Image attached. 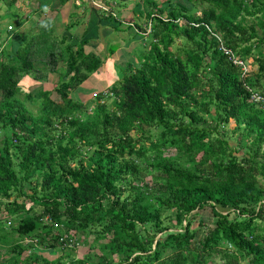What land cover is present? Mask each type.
Here are the masks:
<instances>
[{
	"label": "trees",
	"instance_id": "16d2710c",
	"mask_svg": "<svg viewBox=\"0 0 264 264\" xmlns=\"http://www.w3.org/2000/svg\"><path fill=\"white\" fill-rule=\"evenodd\" d=\"M143 4L168 22L133 31L145 45L105 95L102 59L82 46L0 54V264H264V104L246 89L264 95V0ZM64 58L55 89L42 85Z\"/></svg>",
	"mask_w": 264,
	"mask_h": 264
},
{
	"label": "crops",
	"instance_id": "0c3cea01",
	"mask_svg": "<svg viewBox=\"0 0 264 264\" xmlns=\"http://www.w3.org/2000/svg\"><path fill=\"white\" fill-rule=\"evenodd\" d=\"M94 1L104 4L110 1L114 8L115 6L116 8L118 7L116 0ZM11 7L16 9V11H14L16 24H13L16 26L15 30L14 26L8 23V19L5 20L7 23H2V20L0 22V38H2L3 43V45L0 46H3V50L5 51L18 50L19 48L26 49V46L30 44H32V47L36 48L38 46L42 50H59L63 48L60 47L61 44H67L68 47L71 45L72 50L75 51L82 46L83 50H92L94 54L102 59V66L97 70V73H95L99 75L96 76V80L99 83H105V86L108 87L110 84L116 82V78L112 75V72H114L113 66L116 62L121 60V58L128 60L133 54L134 48L131 47L128 39L125 41H127L126 44L130 46V51L122 48L120 49L118 44L112 43L113 40L117 41V39L115 40L117 36L115 35L116 32L124 34L129 32L131 35L133 30L125 28L124 30L127 31L121 32L120 26L123 24L120 25L115 21L105 18L104 15L92 5V0H0V14L4 11L7 16H11V11L9 9ZM144 8L145 4H143V1L140 3L139 0L134 8L131 6L127 9H123V11L119 9H117V11L118 15H121L120 17L123 22L141 24L144 23L146 14ZM125 10L134 12L129 15ZM131 16L137 18L138 21L136 22L133 18H129ZM5 26L6 32L3 33L2 30ZM4 36L8 37L5 38ZM41 36L43 37L42 40L40 38ZM115 45H117V50L113 55H109V49L111 46ZM142 45H145V43ZM140 46H138L137 49H139ZM37 58L34 61L36 64ZM63 60L64 61H59L56 69L51 71V73H42V76L45 77V80L41 83L42 85H56L58 80L61 79L60 75L65 74L64 71L66 67H64V62L67 58ZM45 63L52 66L51 61H45ZM36 66L38 67V65ZM27 89L30 90L29 87ZM107 89L108 88L103 87V90ZM24 93L25 92H23L21 96H23ZM71 94L75 95V91L72 90L70 92V95Z\"/></svg>",
	"mask_w": 264,
	"mask_h": 264
},
{
	"label": "rangeland",
	"instance_id": "374dc122",
	"mask_svg": "<svg viewBox=\"0 0 264 264\" xmlns=\"http://www.w3.org/2000/svg\"><path fill=\"white\" fill-rule=\"evenodd\" d=\"M141 1H143V0H141ZM145 1V0H144ZM153 1V0H152ZM157 1V2H156ZM155 1V5H157V3H158V8L160 7V5H161V2H164V1H166V0H156ZM116 2L118 3V7L116 8V6H115V11L116 12H118L117 11V9H119L120 11H123V9H127V8H129V7H135L136 6V4L139 2V0H116ZM107 3V5H109V6H111V2L110 1H107L106 2ZM116 3V4H117ZM4 7V6H3ZM145 7H148V9H153V8H151L150 6H148V5H146L145 4ZM199 7L200 6H198V10H200L201 8H202V10L204 9L203 7H201L200 9H199ZM10 9V11H11V16H7L6 14H5V12L3 11V12H1V14H0V16H1V18H0V22H1V20H2V23H7L5 20L6 19H8L9 20V22L8 23H11L12 25L13 24H16V17L14 16L15 15V13H14V11H16V9L14 8V7H11V8H9ZM157 10V8L156 9H154V13L155 14H157L158 12L156 11ZM126 12H128V14L130 15V14H132L133 12H129L128 10H125ZM121 16V15H120ZM129 18H133L136 22L138 21V19L137 18H134V17H129ZM253 22V18H246V23H248V24H251L252 22ZM181 25V24H180ZM183 25V24H182ZM14 26V25H13ZM15 27L16 26H14V30H15ZM125 28H127V26L126 25H122V26H120V29L122 30L121 32H126L127 30H124ZM211 30H213L212 28H210ZM3 33H5L6 32V26H5V28H3ZM133 32V31H132ZM259 32V31H258ZM260 33V32H259ZM123 34V35H122ZM127 34V35H126ZM126 34H124V33H120V32H116L115 33V35H117L116 36V38H115V40L117 39V41H112V43H115V44H118L119 45V48L121 49H124V50H128V51H130L129 50V48H130V46H128L126 43H127V41H125L126 39H128V41H129V44L131 45V47L132 48H134V50L135 51H137L136 53L138 54V55H140V52L141 51H139L138 49H137V47L138 46H140V42H138V41H133V42H130V41H132V38H131V35L129 34V32L128 33H126ZM125 36V37H124ZM129 36V37H128ZM5 38H7L8 36H4ZM123 37V38H122ZM7 40V39H6ZM181 42H182V39H179ZM179 40H177V43L174 45V46H172L171 48H173V49H175L176 47H177V45H179L180 44V41ZM12 42V41H11ZM0 45H3V43H2V38H0ZM115 46H117V45H115ZM142 46V45H141ZM140 46V47H141ZM137 49V50H136ZM2 53H4V54H6L4 51H3V46L1 47L0 46V54H2ZM133 56H131L128 60H127V62L128 61H132L133 63L134 62H136V57L134 56V54H132ZM135 57V58H134ZM250 60L251 59H248V61L250 62ZM7 61V60H6ZM135 64V63H134ZM37 64L35 63V66H36ZM2 66H3V64L1 65V63H0V69H3L2 68ZM134 66H136V65H134ZM65 67V66H64ZM251 68V67H250ZM253 71H256V68L255 67H252L251 68ZM37 78H41V76H37ZM44 78V77H43ZM32 79V78H31ZM31 79H28V78H26V83H27V85L25 86H22L21 87V91L22 92H25L26 90H27V88H28V85H34V84H36L35 82H31L32 80ZM30 81V82H29ZM115 83V82H114ZM114 83H112V84H110L109 85V87L110 86H112ZM43 84H47V83H43ZM49 85V84H48ZM56 85H58L57 83H56ZM56 85H49V86H51V88H54L55 89V87H56ZM32 89V88H31ZM22 92L21 93H19V95H21L22 94ZM95 95H93V98L95 99ZM105 102V104H106V106H107V109L108 110H112L113 109V104H112V100L111 99H107V100H105L104 101ZM28 105H31V104H28ZM208 121V120H207ZM234 127H235V125H234V122L233 121H230L229 123H227V124H225L224 125V131L226 132V136L228 137V140H229V143L231 144V145H234L235 144V141H236V139L238 138V136H239V134H240V131H242V129L243 128H240V130L239 131H234L233 129H234ZM175 154V152L172 150V149H170V150H167L165 153H164V155L165 156H170V155H174ZM259 180H260V183H262L263 184V186H264V179H262L260 176H259ZM199 218H202V219H204L205 221L204 222H207L208 224H207V227L208 228H213V219H210V217L208 216V217H204V216H202V217H199ZM263 223L264 222H258V225L261 227L262 225H263ZM196 224V221L194 222V227L193 228H196L197 227V225H195ZM57 228V227H56ZM203 231L205 232V229H203ZM77 240V247H79L80 249H81V251H82V253H86V249L85 248H88V243H90V241H88V240H86V241H83V239H76ZM30 243V242H29ZM29 243H26V244H29ZM80 251V252H81ZM95 252H98V251H95ZM10 255H12V253H10L9 251H8V248L6 247V246H1L0 245V263L1 262H5V260L10 256Z\"/></svg>",
	"mask_w": 264,
	"mask_h": 264
},
{
	"label": "built area",
	"instance_id": "2783aa9c",
	"mask_svg": "<svg viewBox=\"0 0 264 264\" xmlns=\"http://www.w3.org/2000/svg\"><path fill=\"white\" fill-rule=\"evenodd\" d=\"M93 5L97 9H99L103 13V15L105 17L111 18V19H113L116 22L119 21L118 17H117V14L109 6H107L105 4H102V3H98V2H93ZM119 24L120 25L123 24V25H126L127 27H131L134 32L141 34L144 38H147L149 36L150 32H151V28H150L151 24H150V22L147 23L146 25H144L143 28H139L138 26H136L132 22L120 21ZM216 37L218 38L219 41H221L218 36H216ZM220 48H221L223 54L228 55V56L231 55L229 50L227 51V49H225L223 45H221ZM228 60L229 61L231 60L230 62L233 65L239 66L241 68L242 76L244 74H246L247 72H249L250 67H249V65L245 64L244 62L237 61L236 59H234L232 57L228 58ZM246 89L249 92V96H250V100L251 101H253L254 103H257V104H264V95H262V94H260L258 92H254L253 90L249 89L247 86H246ZM66 238H67L66 235L62 236L61 238H59L58 242L62 243V241L64 242V239H66ZM74 245H75V243H73L71 240L68 242L69 248L73 247ZM76 246H77V243H76Z\"/></svg>",
	"mask_w": 264,
	"mask_h": 264
},
{
	"label": "clouds",
	"instance_id": "9594fccd",
	"mask_svg": "<svg viewBox=\"0 0 264 264\" xmlns=\"http://www.w3.org/2000/svg\"><path fill=\"white\" fill-rule=\"evenodd\" d=\"M154 1H156V0H154ZM93 2H97V1H94V0H92V5H93ZM142 1L140 0V3H141ZM157 2V1H156ZM98 3H101V2H98ZM102 4H104V3H102ZM105 5H107V4H105ZM94 6V5H93ZM107 6H109V5H107ZM157 6H158V3H157ZM95 7V6H94ZM110 8H112L113 10H114V12L117 14V17H118V24H119V22L120 21H123L122 20V18L118 15V12H116L115 11V8H114V6H109ZM96 8V7H95ZM99 10V9H98ZM100 11V10H99ZM101 12V11H100ZM151 16L150 17H147L146 16V14H145V18H144V23H141V24H135L136 26H138L139 28H143V26L144 25H146L147 23H149L150 22V24H151V32H152V30H153V26L156 24V23H154V21H155V19H160L163 23H166V22H168V18L167 17H165L163 14H161V13H159L158 11V13L157 14H155L154 13V10H151ZM102 13V12H101ZM103 14V13H102ZM105 17V16H104ZM105 18H107V19H109V20H112V21H114L113 19H111V18H108V17H105ZM116 22V21H115ZM179 25L181 24H184V21L183 20H181V19H179L178 21H176ZM133 24H134V22H132ZM151 32H150V34H151ZM149 34V35H150ZM144 39V38H143ZM145 39H148V37L147 38H145ZM109 88L110 87H108V89L107 90H105L104 91V95L107 93V91L109 90ZM101 103H103V101H101Z\"/></svg>",
	"mask_w": 264,
	"mask_h": 264
}]
</instances>
